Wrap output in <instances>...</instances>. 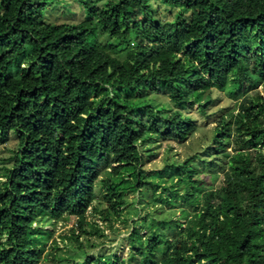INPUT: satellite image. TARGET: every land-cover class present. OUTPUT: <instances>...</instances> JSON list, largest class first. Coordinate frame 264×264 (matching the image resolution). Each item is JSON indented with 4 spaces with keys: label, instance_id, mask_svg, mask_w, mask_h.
Returning <instances> with one entry per match:
<instances>
[{
    "label": "trees",
    "instance_id": "obj_1",
    "mask_svg": "<svg viewBox=\"0 0 264 264\" xmlns=\"http://www.w3.org/2000/svg\"><path fill=\"white\" fill-rule=\"evenodd\" d=\"M75 1L84 20L47 24L52 0H0V142L14 141L0 160V264L42 262L44 226L69 217L82 256L62 264H264V0H156L171 20L154 0ZM119 45L132 54L120 57ZM212 90L243 92L220 109L213 152L155 171L183 176L182 192L169 191L192 207L184 224L163 220L171 237L124 222L128 259L88 254L96 245L79 237L104 236L87 219L95 186L112 228L126 196L147 189V141L185 139L196 124L183 110L205 115ZM151 93L175 107L148 102Z\"/></svg>",
    "mask_w": 264,
    "mask_h": 264
},
{
    "label": "rangeland",
    "instance_id": "obj_2",
    "mask_svg": "<svg viewBox=\"0 0 264 264\" xmlns=\"http://www.w3.org/2000/svg\"><path fill=\"white\" fill-rule=\"evenodd\" d=\"M104 1L100 0L96 6L101 7ZM155 1L153 2V8L157 9L159 16L171 20L170 9L164 4L156 3ZM176 11L173 10L172 14H175ZM85 18L83 8L75 0H52L43 13V21L47 24H75ZM109 42L110 40L107 37L100 36V46L106 48ZM117 48L120 57L132 54L131 49H126L121 45ZM242 95L243 92L238 90L235 96H230L226 91L212 90L213 102L205 111V115L198 111L196 104L183 110V113L188 114L196 124L195 130L188 134L185 139H155L147 141L149 143L144 148L146 156L143 160V171L149 183L147 189H144L141 193H129L126 196V202L121 207L122 213L120 217L115 220L113 215H110L112 228L107 227V223L103 221V216L100 214L101 210L107 209V203L103 199L104 189L100 188L98 184L95 186V199L92 206L88 208L87 219L96 222L104 236L102 238L95 235H81L79 237V240L84 245H87V240H89L90 244L96 245L94 248L89 249L88 254L100 250L106 253H115L119 258L128 259V245L123 239L129 230V226L127 227L126 223L127 225L135 224L138 228L144 226L141 229V234L143 235L147 234V226L151 223L152 229L157 227L166 235L172 237L173 232L177 229H173L171 224L165 225L161 222L172 219L184 224V218L191 212L192 207L178 197L171 199L169 189L177 188L179 193L183 190L185 182L182 175L176 173L171 178H167L165 175L160 178V174H156L155 171L160 170L168 158L176 162H182L188 156L205 157L208 152L212 153L213 151L209 148L212 128L220 114V109L235 107ZM148 97L150 98L148 102L170 104L172 108L175 107L162 94L151 93ZM13 144L14 141L11 137L6 142H0V160L9 154L8 150ZM100 175L103 177L104 173L101 172ZM220 178L215 181V186L219 183ZM171 183H174V185L169 188ZM206 183H210L209 179H207ZM195 192L196 197H198L200 190L196 189ZM44 228L51 230L52 235L47 241L44 259L39 264H62L61 260L63 259L78 260L82 256V253L78 252L75 242L70 238L72 228L75 233H78V227L73 217L58 220L54 223V226L46 224ZM130 262H133V260L131 259Z\"/></svg>",
    "mask_w": 264,
    "mask_h": 264
}]
</instances>
